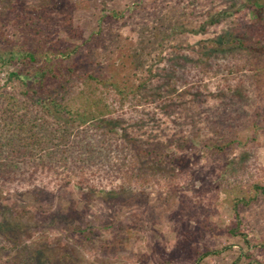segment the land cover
Returning <instances> with one entry per match:
<instances>
[{"label":"trees","instance_id":"16d2710c","mask_svg":"<svg viewBox=\"0 0 264 264\" xmlns=\"http://www.w3.org/2000/svg\"><path fill=\"white\" fill-rule=\"evenodd\" d=\"M146 1L134 0V12L146 11ZM65 3L0 0V206L6 191L20 187L45 198L51 185H73L87 201L128 190L176 192L197 176L202 154H234L242 130L264 133V0H226L225 7L209 0L199 10L194 0L173 15L161 12L169 26L153 36L204 37L175 38L150 62L140 49L96 59L87 49L102 32L85 39ZM209 130L192 153L196 134ZM252 187L264 193L261 182ZM4 221L0 228L16 244L23 224ZM240 228L238 221L232 234L245 237Z\"/></svg>","mask_w":264,"mask_h":264},{"label":"rangeland","instance_id":"374dc122","mask_svg":"<svg viewBox=\"0 0 264 264\" xmlns=\"http://www.w3.org/2000/svg\"><path fill=\"white\" fill-rule=\"evenodd\" d=\"M166 1L168 6L147 0L143 13L134 12V0H65V4L85 39L102 32L87 49L96 59L113 62L140 49L141 59L150 62L175 38L197 43L204 37L153 36L156 27L162 25L166 31L169 26L162 23L161 12L173 15L178 6L194 0ZM200 3L193 5L199 10L209 0ZM227 5L223 0L220 6ZM119 13L125 17L114 18ZM243 15L242 20L250 18L247 11ZM231 24L229 20L220 25L219 32H227ZM60 35L68 38L64 32ZM209 135L210 130L196 134L199 144L192 153ZM240 137L244 142L234 154H202L197 176L176 192L151 190L136 197L128 190L109 200L96 195L87 201L86 191L73 185H51L52 194L45 198L22 187L6 191L0 222L5 220L11 228L23 226L16 244L0 228V264L24 260L26 264H264V193L252 187L253 181L264 185V133L245 129ZM237 197L247 200L237 207L239 215ZM238 221L245 237L231 232Z\"/></svg>","mask_w":264,"mask_h":264}]
</instances>
